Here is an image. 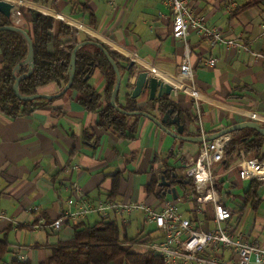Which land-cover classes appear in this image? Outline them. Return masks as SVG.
I'll return each mask as SVG.
<instances>
[{
	"label": "crops",
	"instance_id": "obj_1",
	"mask_svg": "<svg viewBox=\"0 0 264 264\" xmlns=\"http://www.w3.org/2000/svg\"><path fill=\"white\" fill-rule=\"evenodd\" d=\"M8 1L16 5V12L34 9L55 18L52 32L55 38L49 44L51 53L68 52L65 41L69 36L62 34V25H66L79 31L80 42L98 40L135 61L136 70L147 68L175 85L176 90L168 98L176 109H170L174 110L173 116L180 117L182 124L183 118L186 120L188 136L211 135L246 120L264 125V0L233 15V10L248 0H189L192 9L205 16L210 26L219 27L224 37L240 38L249 47L248 51L227 48L224 44L211 47L204 37L192 32L188 43L193 51L196 90L182 80L179 69L185 43L173 37L171 11L162 0ZM233 2L235 7L229 10ZM25 16L30 18L29 13ZM25 23L21 16V24ZM210 57L217 59L214 67L205 65ZM3 72L4 66L0 63V212L7 215L0 220V242L7 247L0 264L14 261L43 264L51 257L52 248L73 238L76 224L93 225L101 221V217L92 212L85 218L65 222L61 230L49 226L65 211L75 209L68 204L72 196L69 187L73 183L94 203L113 199L143 201L159 207L163 200L174 199L168 192L164 199L147 193L153 170L159 172L168 166L181 178L184 172L179 173L180 167L173 160L180 161L185 170L197 157L202 142L176 139L143 116H128L138 123L133 138L99 128V111L111 107L105 95L106 77L99 68L94 70L88 90L71 88L55 99L26 102L40 106L30 113L12 116L3 111L1 105L2 99L17 101L13 91L1 84ZM122 74L119 99L124 102L132 87L128 84L129 70ZM64 86L51 82L39 87L38 93L54 95ZM159 100L149 101L144 94L138 99V106ZM150 111L162 117L159 110ZM188 115L194 121H189ZM168 127L173 131L177 129L176 125ZM87 131L94 133L90 140L85 139ZM94 138L98 141L94 142ZM237 161H229L226 156L221 164L218 188L222 201L233 210L231 224L235 228L249 239L264 241V184L258 190L261 202L257 210L245 206L244 192L248 186L239 193L236 179L248 185L251 180L238 177ZM138 174L146 175L145 183L136 182ZM115 176L119 177L117 189H114ZM172 185L177 191L178 187L185 191L180 183ZM239 196L241 204L237 206L235 199ZM180 206L188 209L187 202ZM209 210L212 211L213 206ZM251 211L255 215L248 220ZM211 216L207 210L202 216L207 219L208 228L214 227ZM124 217L126 223L121 224L118 215L111 214L122 234L137 240L122 246L131 253L149 252L145 241L138 239H158L157 228L147 226L142 211ZM223 255L227 257L226 253ZM111 264L131 263L118 258Z\"/></svg>",
	"mask_w": 264,
	"mask_h": 264
},
{
	"label": "trees",
	"instance_id": "obj_2",
	"mask_svg": "<svg viewBox=\"0 0 264 264\" xmlns=\"http://www.w3.org/2000/svg\"><path fill=\"white\" fill-rule=\"evenodd\" d=\"M262 1L248 0L234 9L232 15L257 6ZM27 13L30 14L29 19H26L25 16ZM21 15L26 20V30L33 38L35 52V69L32 75L21 81V93L27 96L37 94L39 87L51 82L66 85L70 78L71 52L80 43L79 31L76 28L62 25V34L69 36L65 41L68 52L51 53L49 44L55 38L52 34L55 27V18L34 9H21ZM12 23L11 19L0 14V26L11 25ZM96 42L101 43L98 40ZM105 48L117 62L121 72L129 70V74H132L134 68H137L136 64L129 68L131 60L106 46ZM27 55L28 44L21 34L9 30L0 31V63L4 66L1 84L4 87L13 90L15 84L14 69L26 59ZM96 68H99L106 77L105 95L110 100L116 82V74L105 54L94 45L84 46L78 51L76 77L72 88L88 90L89 80ZM28 70V66H22L17 74H26ZM119 98L120 93L117 97V103L126 112L145 111L151 113L150 110L154 111L157 109L163 116L170 108L176 109L174 102L168 97L144 107L138 106V99H132L130 93L126 94L124 102H121ZM1 105L3 111L12 116H18L20 113H30L40 106L6 99L1 100ZM188 120L194 121L189 115ZM182 122L186 126L184 118ZM97 126L101 129L113 130L121 136L133 138L137 131L138 123L127 115L118 113L114 108L108 107L99 111ZM93 136L94 133L87 131L85 139L90 140ZM97 141L98 139L94 138V142ZM240 151L246 156H254L260 161H264V137L250 128L232 132L230 140L225 147L228 160H239ZM153 171L151 181L146 186V191L149 195L155 194L163 199L166 197L165 195L169 188L161 185L162 177L171 181L172 184L180 183L185 191L187 186H192V180L175 175L176 171L174 168L164 166L159 172ZM118 184L119 177L115 176L114 189H117ZM263 184L264 180L253 179L250 181L247 190L244 192L245 206L249 205L252 209L257 210L261 202L258 190ZM141 239H138V241ZM135 240L137 238L130 239L127 235H123L120 225L111 217L101 219V221L93 225L79 223L75 225L73 238L68 241H61L59 245L52 248L51 257L43 264H111L118 258H124L131 264H164L163 259L152 251L137 254L131 253L122 246L124 243H130ZM5 252H7V247L0 242V258ZM12 264L30 263L14 261Z\"/></svg>",
	"mask_w": 264,
	"mask_h": 264
},
{
	"label": "built area",
	"instance_id": "obj_3",
	"mask_svg": "<svg viewBox=\"0 0 264 264\" xmlns=\"http://www.w3.org/2000/svg\"><path fill=\"white\" fill-rule=\"evenodd\" d=\"M162 1L171 11L173 37L185 43L181 76L184 83L193 89L196 90L193 51L188 43V36L192 32L204 37L211 47L224 44L227 48L249 50L248 45L240 38L224 37L219 27L210 26L205 16L192 9L189 0ZM234 7L233 2L228 9ZM21 16L19 11L15 12L13 23L21 24ZM216 63L217 59L214 57L205 61L207 67H214ZM229 140L230 135H222L215 140H204L201 143L197 157L182 174L181 178L192 180V186H187L182 199L180 196L178 199H165L160 202L159 207L143 201L118 202L113 199L94 203L85 198L77 183H73L69 187L72 196L68 199V204L75 209L65 211L49 226L54 230H61L65 222L85 218L92 212H96L101 219H108L111 214H116L120 223L124 224V216L142 211L146 221L156 225L160 237H144L141 241H145L148 251L160 256L164 264H264V241L249 239L231 224L233 210L222 201L218 188L221 175L219 170L226 158L225 147ZM236 167L241 180H264V161L258 158H247L240 151ZM183 202H187L188 209L181 208L180 204ZM207 204L213 206L210 219L214 224L213 228L206 227L207 219L202 218L206 214L204 206ZM5 218L7 215L0 212V220ZM224 253L227 257H224Z\"/></svg>",
	"mask_w": 264,
	"mask_h": 264
},
{
	"label": "water",
	"instance_id": "obj_4",
	"mask_svg": "<svg viewBox=\"0 0 264 264\" xmlns=\"http://www.w3.org/2000/svg\"><path fill=\"white\" fill-rule=\"evenodd\" d=\"M16 5L8 0H0V14H3L9 19H13L15 12H16ZM26 24H18L12 23L11 25L0 26V31L9 30L14 31L21 34L27 41L28 44V55L25 60L20 62L14 69V76H15V84L13 87V94L17 101L21 102H33L37 99L44 98V99H55L61 97L69 91L74 83L76 77V66H77V54L78 51L87 45H94L98 47L107 57L108 61L112 65L115 74H116V82L114 89L112 91L111 99H110V106L114 108L117 112L127 115V116H143L151 120L155 125H157L162 131L166 134L173 136L176 139L181 141H189V142H203L205 141H212L222 135H230L232 132L243 129V128H250L258 132L261 136L264 137V125L256 120H246L242 122H238L236 124L230 125L226 128H223L221 131L211 134V135H204V136H188L185 134V125L181 123V119L179 116L173 117V109H169L165 112V114L160 117L149 112L145 111H135V112H126L122 110L118 103L117 97L121 91L122 87V80L123 74L118 67L117 62L111 57L109 51L105 48V46L101 43L95 42L93 40H86L82 41L75 46L73 51L71 52V60H70V78L67 84L63 87L61 92L54 94V95H44V94H34V95H24L20 91V83L23 79L29 77L33 74L35 69V52H34V41L31 35L26 30ZM135 64V61L131 60L129 68H131ZM22 66H28L29 70L26 74L18 75L17 72L20 71ZM129 85L132 87L130 97L132 99H139L142 95L146 94L148 96L149 101H156L159 99H163L165 97H169L172 95L173 91L176 90V86L170 84L165 79L157 76L154 71L149 69L144 70H136L134 68L133 73L129 74ZM169 125H176L177 129L175 131L171 130L168 126ZM161 185L166 186L169 189L167 190L168 193H171L174 199H178V191L177 187L172 185L171 181L162 177Z\"/></svg>",
	"mask_w": 264,
	"mask_h": 264
},
{
	"label": "rangeland",
	"instance_id": "obj_5",
	"mask_svg": "<svg viewBox=\"0 0 264 264\" xmlns=\"http://www.w3.org/2000/svg\"><path fill=\"white\" fill-rule=\"evenodd\" d=\"M180 70V72L182 71L181 70V68L179 69ZM180 74V73H179ZM178 74V75H179ZM196 115H199V112L198 111H196ZM199 117V116H198ZM198 122H201V118H199V121ZM205 126H207V125H205ZM173 162L175 163V164H177L178 165V167H180V169H179V173H183L184 172V169H183V167H181L182 166V164L180 163V161H178L177 159L176 160H173ZM145 180H146V175H144V174H138L137 175V177H136V182L138 183V184H143V183H145ZM237 181H236V186H237V190L239 191V193H242L243 192V190H245L246 188H247V186H248V184H247V182H242V181H239L238 180V178L236 179ZM178 191H179V193H180V198L182 199L183 198V194H184V192H182L183 190L180 188V187H178ZM235 202L237 203V206L238 205H240L241 204V197L239 196V197H236V199H235ZM263 205H264V203H263ZM205 208H206V210L208 211V214H210V216L213 214V210L211 211V210H209V207H212V204H208V205H206V206H204ZM247 212V209H246V211H244V214ZM254 213L251 211L250 213H249V216H248V220H252V218L254 217ZM91 223H95V221L94 220H91L90 221ZM146 224H147V226H150V227H154L155 229L157 228L156 227V225L154 224V223H152V222H146Z\"/></svg>",
	"mask_w": 264,
	"mask_h": 264
},
{
	"label": "bare ground",
	"instance_id": "obj_6",
	"mask_svg": "<svg viewBox=\"0 0 264 264\" xmlns=\"http://www.w3.org/2000/svg\"><path fill=\"white\" fill-rule=\"evenodd\" d=\"M173 82H175L174 80H172Z\"/></svg>",
	"mask_w": 264,
	"mask_h": 264
},
{
	"label": "flooded vegetation",
	"instance_id": "obj_7",
	"mask_svg": "<svg viewBox=\"0 0 264 264\" xmlns=\"http://www.w3.org/2000/svg\"><path fill=\"white\" fill-rule=\"evenodd\" d=\"M174 117V116H173Z\"/></svg>",
	"mask_w": 264,
	"mask_h": 264
}]
</instances>
